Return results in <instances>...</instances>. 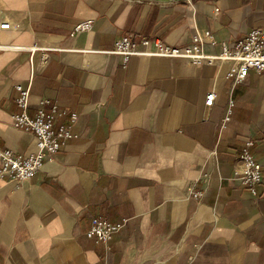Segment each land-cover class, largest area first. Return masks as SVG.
Instances as JSON below:
<instances>
[{
  "label": "crops",
  "instance_id": "obj_1",
  "mask_svg": "<svg viewBox=\"0 0 264 264\" xmlns=\"http://www.w3.org/2000/svg\"><path fill=\"white\" fill-rule=\"evenodd\" d=\"M1 23L0 146L38 151L12 123L18 84L30 116L48 100L78 120L31 179L0 176V264H264V72L235 84L230 62L134 55L124 68L110 52L126 34L183 46L211 31L204 50L219 53L264 27V0H0ZM248 140L256 196L235 177ZM93 217L124 226L96 244Z\"/></svg>",
  "mask_w": 264,
  "mask_h": 264
},
{
  "label": "built area",
  "instance_id": "obj_2",
  "mask_svg": "<svg viewBox=\"0 0 264 264\" xmlns=\"http://www.w3.org/2000/svg\"><path fill=\"white\" fill-rule=\"evenodd\" d=\"M172 1L192 3L194 0ZM93 23L92 19L79 22L74 27L72 36L78 37L82 33L89 32L93 28ZM8 27L9 23L0 24V29ZM205 43L211 45L218 43L211 31L194 37L191 44L183 46H171L158 38L126 34L115 41L110 52L121 57L124 68L134 55L180 57L198 66L230 62L232 66L225 78L232 80L235 84L242 83L250 70L257 73L264 72V27L251 30L232 47L222 43L219 53L205 52ZM0 49H2L1 46ZM46 62L47 59H44V63ZM15 88L18 92L16 102L21 112L12 115L13 126L31 132L34 135L38 151L24 156L0 146V176L8 178L14 183H22L31 179L43 167L46 154L59 152L70 139L76 137L73 128L78 120V113L44 100L37 108L35 115L30 116L27 113L30 87L18 84ZM214 97L215 93L211 92L209 98ZM233 105V101H230L223 123L230 121ZM253 144L252 140H248L242 146L240 160L243 168L240 172L235 173V177L256 196L257 186L262 181L263 172L260 163L251 153L250 149ZM202 196L203 193L200 191L193 193L195 198H202ZM123 226L124 223L115 224L102 217H93L91 225L86 231V237L96 244H108Z\"/></svg>",
  "mask_w": 264,
  "mask_h": 264
}]
</instances>
